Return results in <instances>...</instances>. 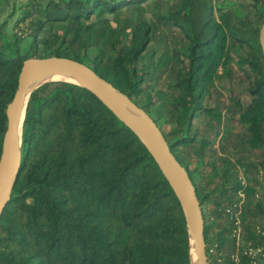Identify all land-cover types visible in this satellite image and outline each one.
Segmentation results:
<instances>
[{
  "label": "trees",
  "instance_id": "trees-1",
  "mask_svg": "<svg viewBox=\"0 0 264 264\" xmlns=\"http://www.w3.org/2000/svg\"><path fill=\"white\" fill-rule=\"evenodd\" d=\"M239 1L31 0L14 23L26 24L35 58L88 66L159 126L200 201L208 264H264L245 254L264 246V0ZM3 34L0 153L23 61ZM236 80L242 92L217 90ZM21 139L0 264H190L183 212L158 162L89 90L37 87Z\"/></svg>",
  "mask_w": 264,
  "mask_h": 264
},
{
  "label": "water",
  "instance_id": "water-1",
  "mask_svg": "<svg viewBox=\"0 0 264 264\" xmlns=\"http://www.w3.org/2000/svg\"><path fill=\"white\" fill-rule=\"evenodd\" d=\"M259 45L264 60V13L263 23L259 30ZM41 70H47L57 75L78 78L81 84L73 85L86 88L94 94L142 142L155 160L157 157H161L163 162L174 172L177 180L176 185H173L161 169L173 189L183 212L189 239L190 264H208L204 238V220L200 201L197 198L195 188L185 168L173 156L162 133L157 129L150 117L138 108L125 94L99 77L88 66L64 57H32L22 61L17 79V89L5 109L6 130L2 139L0 153V216L5 206L11 201V193L21 163L22 152L16 137L17 122L27 107L30 95L37 88L29 92L27 96L25 91L27 76L31 72ZM64 83L72 84L69 82ZM91 88L111 99L115 110L109 107ZM125 107L139 116L141 120L136 119L124 110L123 108Z\"/></svg>",
  "mask_w": 264,
  "mask_h": 264
},
{
  "label": "rangeland",
  "instance_id": "rangeland-1",
  "mask_svg": "<svg viewBox=\"0 0 264 264\" xmlns=\"http://www.w3.org/2000/svg\"><path fill=\"white\" fill-rule=\"evenodd\" d=\"M29 1H31V0H0V6H1V11H0V32L4 33L3 35H4L5 39H6V41H10V42L15 41L17 43V46L19 47L18 51H19L21 57L23 58V60L32 58L34 56H33L32 50L29 48V45H30L29 36L26 34V36L24 38L17 37L16 33H15L16 26L14 25V23L19 18L21 10H22V7ZM36 1L41 3L42 6H43L49 0H36ZM237 2L239 3L240 1L237 0ZM150 4H152V3H150ZM179 37L180 36H178V41H179ZM2 43H4V40H2ZM216 86H217V90L219 92H221L226 98L229 97L231 94L235 95L234 94L235 92L236 93H240L246 88V84H243L239 80H236L235 82H233L231 84L230 83L221 82L219 84H216ZM138 108H140V107H138ZM140 109L145 112L144 109H142V108H140ZM150 119L153 121V119L151 117H150ZM154 124H155V122H154ZM223 126L226 127V123ZM156 127L160 131L159 126L156 125ZM229 150H232V149H229ZM233 174H234V177L236 178V181H239L242 184L246 183L245 177L243 175V171L239 167H235L233 169ZM259 179H260V181L263 184L262 188H264V171H260ZM242 201H243V199H242ZM206 212H208V207H206ZM235 215H237L238 224H235V227H234L233 232H232V238L235 241H236V238H238L237 239L238 247H240L242 245V235H243V230L242 229L243 228L241 226V222L239 221V217H238L239 214L236 213ZM235 215H234V217H235ZM255 226L258 227V229H262V225L261 224H256ZM262 236H264V232H263ZM237 252H238V250L236 251V253ZM212 254H214V251L212 252ZM235 254L233 255L234 256L233 257L234 261L237 260ZM256 264H260L259 260H256Z\"/></svg>",
  "mask_w": 264,
  "mask_h": 264
},
{
  "label": "bare ground",
  "instance_id": "bare-ground-1",
  "mask_svg": "<svg viewBox=\"0 0 264 264\" xmlns=\"http://www.w3.org/2000/svg\"><path fill=\"white\" fill-rule=\"evenodd\" d=\"M52 81L69 82V83L77 84V85L81 84V82L79 81L78 78H71V77H67V76L57 75V74H54L53 72H50L47 70L34 71V72H31L27 76V82H26V86H25V91L27 93V96H28V93L31 92L36 87H38L41 84H44L46 82H52ZM92 90L95 91L97 93V95L109 107H111L112 109L115 110V106H114L113 102L111 101V99H109L108 97L104 96L103 94L97 92L94 89H92ZM123 109L126 110L127 112H129L136 119L141 120V118L139 116L135 115L130 109H128L126 107ZM25 111H26V108L23 111V113L21 114V116L19 117L18 122H17V126H16V137H17V141L19 142L20 148H21V141H22L21 138H22V128H23V122H24V117H25ZM156 160H157L159 166L161 167V169L163 170V172L165 173V175L167 176V178H169L171 180L173 185H176L177 180H176V176H175L174 172L163 162L161 157H157Z\"/></svg>",
  "mask_w": 264,
  "mask_h": 264
},
{
  "label": "built area",
  "instance_id": "built-area-1",
  "mask_svg": "<svg viewBox=\"0 0 264 264\" xmlns=\"http://www.w3.org/2000/svg\"><path fill=\"white\" fill-rule=\"evenodd\" d=\"M15 33H16V36L19 37V38H24L26 36V34L29 33V30L26 26L25 23H19L17 26H16V29H15ZM241 198H243V195H240ZM241 203L238 204L237 206V214H240L241 212ZM226 214H230L231 211L230 210H226L225 211ZM235 224H238V218H237V215H235ZM238 238H236V243L238 245V241H237ZM263 251H264V246L262 248H253L251 246H248L245 250V254H247L249 257L255 259L257 257H262L264 258V254H263Z\"/></svg>",
  "mask_w": 264,
  "mask_h": 264
}]
</instances>
